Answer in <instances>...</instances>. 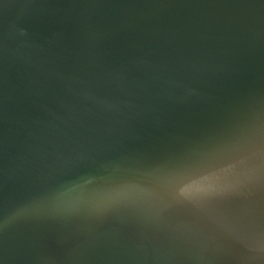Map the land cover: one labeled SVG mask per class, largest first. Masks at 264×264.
Instances as JSON below:
<instances>
[{"label": "water", "instance_id": "obj_1", "mask_svg": "<svg viewBox=\"0 0 264 264\" xmlns=\"http://www.w3.org/2000/svg\"><path fill=\"white\" fill-rule=\"evenodd\" d=\"M0 264H264V0H0Z\"/></svg>", "mask_w": 264, "mask_h": 264}]
</instances>
